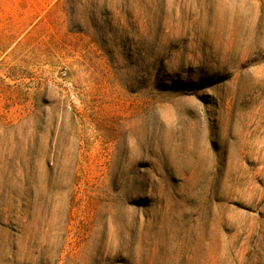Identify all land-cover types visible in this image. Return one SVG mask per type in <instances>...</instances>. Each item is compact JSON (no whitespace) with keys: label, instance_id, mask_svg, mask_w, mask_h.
I'll use <instances>...</instances> for the list:
<instances>
[{"label":"rangeland","instance_id":"1","mask_svg":"<svg viewBox=\"0 0 264 264\" xmlns=\"http://www.w3.org/2000/svg\"><path fill=\"white\" fill-rule=\"evenodd\" d=\"M0 264H264V0H0Z\"/></svg>","mask_w":264,"mask_h":264}]
</instances>
